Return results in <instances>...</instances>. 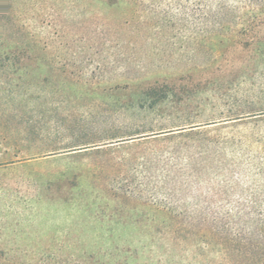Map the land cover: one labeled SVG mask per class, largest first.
Here are the masks:
<instances>
[{
	"label": "rangeland",
	"instance_id": "rangeland-1",
	"mask_svg": "<svg viewBox=\"0 0 264 264\" xmlns=\"http://www.w3.org/2000/svg\"><path fill=\"white\" fill-rule=\"evenodd\" d=\"M227 1L0 0V264H223L174 230L264 206V11Z\"/></svg>",
	"mask_w": 264,
	"mask_h": 264
},
{
	"label": "trees",
	"instance_id": "trees-1",
	"mask_svg": "<svg viewBox=\"0 0 264 264\" xmlns=\"http://www.w3.org/2000/svg\"><path fill=\"white\" fill-rule=\"evenodd\" d=\"M107 1L111 4H118L124 0ZM127 1L140 7L141 1L143 0ZM185 1V3H182L180 0L177 9L184 11V15L187 17H200L201 19L199 22L196 21L197 25H201L205 29H208L210 26H221L222 28L227 26L221 20L217 19L218 16L229 12L230 6L228 5L227 0ZM248 1L256 16L264 11L263 2L256 3L252 0ZM185 11L189 12L186 13ZM213 11L215 12L213 13ZM211 15L216 18L215 21L209 19ZM10 20L12 19L10 18L9 21ZM243 31L244 32L241 34L242 36L246 35V28H244ZM9 53L13 57H18V55L22 54L21 48L16 46L13 47ZM259 171V173L264 174V167L260 168ZM195 230L196 234L194 235L201 240L202 244H204L203 248L200 250L203 252L210 250L216 251L220 254L223 264H264V206L260 212V218L257 221L240 224H216L210 226H176L174 236L182 237L183 235L181 236V234H184L182 238L189 239V234ZM179 241L180 240L175 241V244H179Z\"/></svg>",
	"mask_w": 264,
	"mask_h": 264
}]
</instances>
